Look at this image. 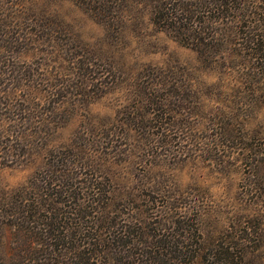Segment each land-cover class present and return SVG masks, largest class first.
Masks as SVG:
<instances>
[{"label":"rangeland","instance_id":"374dc122","mask_svg":"<svg viewBox=\"0 0 264 264\" xmlns=\"http://www.w3.org/2000/svg\"><path fill=\"white\" fill-rule=\"evenodd\" d=\"M2 3L13 7L0 19V80L13 76L0 90L11 92L7 108L14 105L12 114L45 120L0 123L4 196L17 206L35 196L41 223L53 208L50 215L58 224L70 222L62 230L79 234L85 225L96 229L94 216L86 223L75 205L54 201L70 196L73 202L83 178L94 176L106 189L95 214L102 232L112 236L124 226L132 254H176L183 264H214L215 251L230 243L245 257L240 264H264V197L254 180L257 172L264 178V97L247 115L232 108V90H242L238 84L249 77L260 78L250 67L258 60L237 45H225L215 63L204 60L196 48L159 31L142 0ZM19 12L22 19L17 22ZM118 15L125 26L111 22ZM45 16H51L53 25L41 38L43 28L38 26L47 24ZM28 32L36 41L12 43ZM241 37L237 35L239 43ZM78 60L90 62L99 80L84 77V71L75 75ZM162 80L167 89L148 90L155 85L160 89ZM51 92L68 97L59 107L54 104L57 109L51 106L52 115L46 111L49 104L19 112L29 105L31 94L44 100ZM224 124L245 127L257 146L252 157L257 161L238 156L221 142L216 133ZM112 144L120 155L106 151ZM65 169L72 179L59 183L58 173ZM49 182L53 186L45 189ZM61 191L63 195L55 194ZM49 194L54 196L45 202ZM22 232L5 230L4 264L19 263L36 248ZM140 262L149 264V259Z\"/></svg>","mask_w":264,"mask_h":264},{"label":"trees","instance_id":"16d2710c","mask_svg":"<svg viewBox=\"0 0 264 264\" xmlns=\"http://www.w3.org/2000/svg\"><path fill=\"white\" fill-rule=\"evenodd\" d=\"M142 2L150 9L151 23L159 31L168 32L175 40L180 41L187 47L196 48L195 50L198 51L201 58H204V60H211V62H213L217 55L222 54L225 45H237L251 55L250 59L258 60L257 63L253 65L250 64V67L252 70L258 71L260 78L253 79L249 77L242 84H238L237 87L241 86L242 90H232V94L235 97L232 108L237 112L247 115L248 110H254L261 104L264 97V0H142ZM12 5L13 3L6 5L0 0V19L5 17V10L8 7H13ZM21 15L20 12L19 14H15L18 19L17 22L19 19H22ZM47 17L49 16H45L44 18ZM116 17L117 18L111 22L115 23L117 28L126 25L121 15ZM52 25L53 22L50 16L47 24L38 26L43 28L42 32L40 31L41 38L46 35L45 31ZM21 26L25 28L26 24L22 22ZM18 28L19 31L17 32L22 34V29L20 27ZM28 33L23 36H17L12 43H20L21 40L27 41V44L31 43L35 39L31 37V32ZM237 35L242 36L240 39L241 43L238 42ZM5 41L7 43L10 42V40L9 42L8 40ZM9 44H11V42ZM12 47L11 44L10 49ZM76 64L79 66L75 75L80 76L84 71V77H92V80L97 79V72L93 70L94 66L90 62L78 60ZM112 72L114 73L113 69ZM87 73H89V75H87ZM91 73H95V76ZM11 76L13 75H9L0 80V87L3 81H11ZM113 79H116L115 76H113ZM97 80H99V78ZM162 83L164 86L160 89L155 85L148 90L157 93L158 91L162 92L164 89H167V83H164V80H162ZM146 86H148V83ZM8 92L9 90H0V123L44 124L45 120L43 117L38 118L37 122H35V116L32 117V115H27L22 117L19 113L12 114L11 112L15 111L14 105L12 108H7L10 105L9 100L11 99L9 96L11 92ZM55 96H57V99L53 102L52 97ZM30 97L31 98H28V108L26 107L24 110L19 109V112L29 111L31 107L33 109V107H39V105L45 107L49 104V107L46 106V111L52 115L54 110H52L51 106L53 105V109H57L54 104H58L59 107L61 103L63 104L68 98L67 93L63 94L62 92H51L44 100L37 96L35 100L38 99L36 101H40L37 103L34 97H32V94ZM161 115H163V113H161ZM245 120L248 121L249 119L245 118ZM18 128L19 127L16 125V129ZM244 128L242 126L236 127L224 124L216 135L220 137L223 144L234 148L233 150H236L234 152L237 153L238 156L243 153L246 160L250 158L253 163V161H257L252 158L255 155L254 152L257 146L250 140L251 138L248 137L246 134L247 131ZM4 130L7 132L8 129L5 127ZM2 137H4L3 134ZM113 145L114 144L109 146L106 151L113 157H116L121 154V150H118L117 145ZM9 146L13 148V144L10 143L8 147ZM8 149L9 148L6 149L7 152H9ZM260 150V153L263 155L261 158L263 164L264 145ZM106 154L107 153H105V155ZM258 167L260 166L258 165ZM58 175L59 183L72 179L70 169H65L63 172L58 173ZM254 176V180L258 179L255 182V186L261 187L262 190L258 192L260 195L262 193V197H264V178L263 176L260 178L259 172L254 173ZM82 183L83 186L79 188L78 193H76L73 198V202L69 199L70 196L65 198V201L58 199L54 201V203L58 202L57 204H63L68 207L70 205H75L77 207L75 208L76 212L81 216L80 219L84 220L86 223L88 222L86 219L94 216L93 219L96 221L94 223L96 229L86 227L87 225H85L81 229L82 233L79 234H77L76 231H73V234H67L65 230H62L64 228L62 226H70V222L66 220V222L58 224L56 219L50 215V211L53 210V208L47 210L48 214L43 216V222L41 223L36 207L39 202L33 201V199H38L35 196L28 200L27 203L23 201V204L21 203L17 206L12 197L9 195L4 196L0 191V264H4L1 247L3 234L8 228L15 231H23L20 234H22V236H27L31 244L36 247L34 250L33 248L28 250V254H31L30 257H24L19 263L15 264H137L138 262L141 263L140 260L143 261L145 256L147 260L149 259V264H170V262L174 264H183V262H180V256L176 254L173 256L171 255V258H165L164 256H166V254L164 256L162 254L159 256H152L150 252L142 254L137 252L136 254H132L130 251L131 247L128 249L131 242L127 240L128 233L127 231L124 232V226L119 229L118 233H113L114 235L112 236L102 232L103 227L100 226V218H96L95 214L99 211L100 207H102V192L106 190L105 185H103L102 181L98 182L95 180L94 176L83 178ZM52 186V182H49L45 185V189H49ZM56 186L57 185L54 187ZM57 193L60 195L64 194L63 191L56 192L55 194ZM53 196H51V194L47 195L45 202L51 200ZM66 213L73 215L72 211ZM69 219L71 218L69 217ZM108 219L109 218L104 217V221H108ZM59 220L62 221V217ZM170 248L172 249L173 247ZM237 249L238 246L230 243L222 245L220 252H218V250L215 251L213 263L240 264V262L245 261V257L242 253H238ZM164 258H168L169 262L167 263Z\"/></svg>","mask_w":264,"mask_h":264}]
</instances>
